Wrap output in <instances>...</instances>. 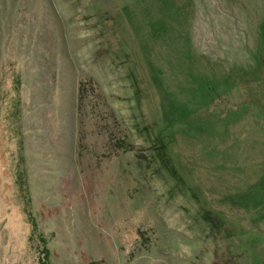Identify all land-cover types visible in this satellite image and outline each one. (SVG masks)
<instances>
[{
    "label": "rangeland",
    "instance_id": "1",
    "mask_svg": "<svg viewBox=\"0 0 264 264\" xmlns=\"http://www.w3.org/2000/svg\"><path fill=\"white\" fill-rule=\"evenodd\" d=\"M0 264H264V0H0Z\"/></svg>",
    "mask_w": 264,
    "mask_h": 264
}]
</instances>
